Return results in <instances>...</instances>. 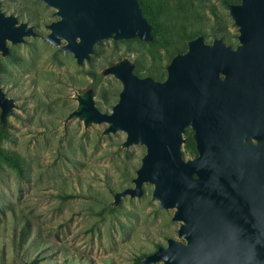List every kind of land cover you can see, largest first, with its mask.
Listing matches in <instances>:
<instances>
[{
    "label": "water",
    "instance_id": "1",
    "mask_svg": "<svg viewBox=\"0 0 264 264\" xmlns=\"http://www.w3.org/2000/svg\"><path fill=\"white\" fill-rule=\"evenodd\" d=\"M39 1L57 18L45 36L0 9V58L9 56L8 43L27 38L72 55L78 66L106 40L155 43L139 0ZM226 9L236 47L197 35L170 58L164 80L138 76L137 65L123 57L70 97L77 106L64 124L78 120L84 132L106 124L100 137L121 132V150L145 149L133 187L114 194L111 207L124 197L141 198L149 184L152 200L178 223L177 239L168 238L141 264H264V0ZM109 76L121 90L110 113H102L96 87ZM14 109L15 100L0 87L2 130ZM189 139L196 156L184 159Z\"/></svg>",
    "mask_w": 264,
    "mask_h": 264
},
{
    "label": "rangeland",
    "instance_id": "2",
    "mask_svg": "<svg viewBox=\"0 0 264 264\" xmlns=\"http://www.w3.org/2000/svg\"><path fill=\"white\" fill-rule=\"evenodd\" d=\"M155 1L164 6L171 35L185 26L187 32L200 31L206 43L221 38L232 48L238 44L223 0ZM0 9L41 36L57 20L39 0H0ZM186 42L177 44L178 50L168 47V56L160 47L151 54V44L106 40L81 66L39 38L7 44L10 54L0 58V87L16 109L3 130L0 124V147L15 153L22 168L19 172L0 162V264L32 259L38 264H141L140 258L165 247L168 238L177 239L178 223L171 221L172 211L160 210L152 200V185H144L141 198L124 197L111 207L114 194L133 187L144 147L121 150L124 133L100 137L106 124L84 132L78 120L64 121L77 106L70 97L110 63L127 57L137 65L138 76L164 80L170 58L184 51ZM96 89V107L110 113L121 84L109 76ZM181 151L184 159L196 156L191 139Z\"/></svg>",
    "mask_w": 264,
    "mask_h": 264
},
{
    "label": "trees",
    "instance_id": "3",
    "mask_svg": "<svg viewBox=\"0 0 264 264\" xmlns=\"http://www.w3.org/2000/svg\"><path fill=\"white\" fill-rule=\"evenodd\" d=\"M155 0H139L140 5L143 10V14L145 17L148 19L149 23L153 26L154 28V38H155V43L153 45H150V53L154 54L155 53V48L160 47L163 48L164 50L167 51V55L169 56L170 54L168 53V47H171L175 50H178L176 47L177 44L184 40L192 39L193 37L197 36L200 34V31L196 32H187L185 29V26H183L179 32L175 33V35H171V30L167 31V26L165 25L164 17H162L164 13V6L161 2L155 1ZM240 0H223V3L225 5L228 4H235L239 3ZM162 18L164 20H162ZM167 27V28H166ZM166 30L167 35L161 37L162 30ZM174 38V39H172ZM138 72H136L137 74ZM157 78V77H155ZM104 99V97H102ZM2 138V134L0 133V140ZM0 162L5 163L9 167L17 170L20 172L22 168V161L19 159V157L10 151H6L3 148L0 147ZM70 198V197H69ZM26 264H38L37 259H32Z\"/></svg>",
    "mask_w": 264,
    "mask_h": 264
}]
</instances>
